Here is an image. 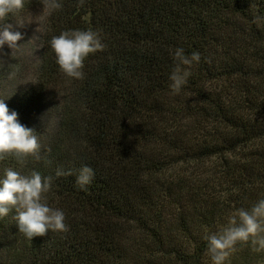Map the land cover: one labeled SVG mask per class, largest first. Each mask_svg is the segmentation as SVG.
Wrapping results in <instances>:
<instances>
[{
    "label": "trees",
    "instance_id": "trees-1",
    "mask_svg": "<svg viewBox=\"0 0 264 264\" xmlns=\"http://www.w3.org/2000/svg\"><path fill=\"white\" fill-rule=\"evenodd\" d=\"M59 2L44 13L24 0L0 21L15 31L42 17L35 83L4 100L0 76V100L35 131L40 159L8 154L0 179L7 168L51 176L44 198L68 231L30 240L12 209L0 216V264H213L204 236L264 199V0ZM89 29L105 47L69 77L51 39ZM177 48L201 60L173 94ZM84 165L95 176L80 189ZM224 264H264V250L238 242Z\"/></svg>",
    "mask_w": 264,
    "mask_h": 264
},
{
    "label": "clouds",
    "instance_id": "clouds-1",
    "mask_svg": "<svg viewBox=\"0 0 264 264\" xmlns=\"http://www.w3.org/2000/svg\"><path fill=\"white\" fill-rule=\"evenodd\" d=\"M40 2L44 13L62 8L59 0H40ZM80 4H83V0H80ZM23 8L24 0H0V21L6 20L10 14L21 12ZM258 19L253 22L256 23ZM25 23L18 19L16 25L23 28ZM13 27V24L6 23L0 29V49L7 44L12 49L11 55L14 59L20 47L17 42L22 40L23 36L21 32L14 31ZM36 31H39V27ZM51 47L61 71L69 77L78 79L83 76L84 60L89 54L102 51L105 45L99 32L89 29L64 31L58 36H53ZM173 59L174 67L169 76L171 81L169 87L173 94H179L182 86L191 76L189 70L191 65L193 62H200L201 54L194 51L189 56L185 54L183 48H177ZM40 147L35 131L19 123L18 114L14 111L10 112L4 100H0V160L8 154L15 155L21 162L28 156L39 160ZM71 174V172L67 173V175ZM64 175L66 173L63 170H57V177ZM94 176L91 167L82 166L76 176V186L84 189ZM51 181V176L44 177L38 171L23 175L12 168L5 169L4 178L0 179V216H7L12 209H15L14 219L19 232L30 240L36 236H46L49 230L68 231L65 213L50 207L44 198V193L50 189ZM204 239L207 241V251L211 254L213 264H224L229 251L234 249L238 242L251 241L253 251L264 250V199H260L249 209H239L228 218L225 226L215 233L206 234Z\"/></svg>",
    "mask_w": 264,
    "mask_h": 264
},
{
    "label": "rangeland",
    "instance_id": "rangeland-1",
    "mask_svg": "<svg viewBox=\"0 0 264 264\" xmlns=\"http://www.w3.org/2000/svg\"><path fill=\"white\" fill-rule=\"evenodd\" d=\"M38 15H31L22 19L25 21V27L21 28L16 26L15 31L21 32L23 39L18 41L20 45L19 50L16 53L15 58H12V49L7 46V50L10 54H6V51L0 49V76L5 80L2 83L6 86L4 92V100H9L16 95V92L20 89L29 88L35 83L37 78V66L40 55V32L42 27V20ZM31 21V23H27ZM39 27V31L36 29ZM34 37V38H33ZM33 38V39H32ZM14 73V75H10ZM198 164V165H196ZM212 163H194L187 168L192 172L196 168V171L206 172ZM187 170V172H188ZM199 173V174H200Z\"/></svg>",
    "mask_w": 264,
    "mask_h": 264
}]
</instances>
